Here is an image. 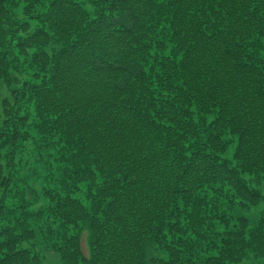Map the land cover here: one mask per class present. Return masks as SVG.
<instances>
[{
  "label": "trees",
  "instance_id": "trees-1",
  "mask_svg": "<svg viewBox=\"0 0 264 264\" xmlns=\"http://www.w3.org/2000/svg\"><path fill=\"white\" fill-rule=\"evenodd\" d=\"M0 89V264L264 260V0H0Z\"/></svg>",
  "mask_w": 264,
  "mask_h": 264
},
{
  "label": "rangeland",
  "instance_id": "rangeland-1",
  "mask_svg": "<svg viewBox=\"0 0 264 264\" xmlns=\"http://www.w3.org/2000/svg\"><path fill=\"white\" fill-rule=\"evenodd\" d=\"M5 95H6L5 89H0V100ZM83 248H84V251L86 252L87 251L86 250L87 248H86V245L85 244L83 245ZM158 251L159 250L157 248H155L154 246H148L146 248V256L147 257H150L151 254H153V253H156L157 254ZM47 257L52 258V260L53 259L55 260L57 258L54 254H52V252H48L47 253ZM252 260L253 261H256L257 259H254L252 256H250V258H247L245 262L240 261L239 264H250L252 262ZM260 264H264V260H260Z\"/></svg>",
  "mask_w": 264,
  "mask_h": 264
}]
</instances>
